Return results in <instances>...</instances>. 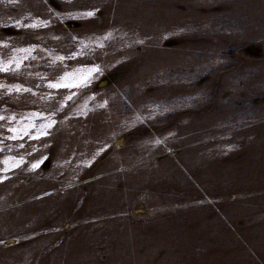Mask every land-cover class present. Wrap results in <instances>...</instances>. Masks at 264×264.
<instances>
[{"label": "rangeland", "instance_id": "obj_1", "mask_svg": "<svg viewBox=\"0 0 264 264\" xmlns=\"http://www.w3.org/2000/svg\"><path fill=\"white\" fill-rule=\"evenodd\" d=\"M0 65V264H264V0H0Z\"/></svg>", "mask_w": 264, "mask_h": 264}, {"label": "snow or ice", "instance_id": "obj_2", "mask_svg": "<svg viewBox=\"0 0 264 264\" xmlns=\"http://www.w3.org/2000/svg\"><path fill=\"white\" fill-rule=\"evenodd\" d=\"M85 15H87V16H92L93 15V13L92 12H88V13H86ZM32 27H36V25H32ZM5 47H6V45H4ZM58 59H62V58H58ZM13 61H9V64H11ZM19 66H20V64H19V62H16V67L17 68H19ZM0 71H8V66L7 65H0ZM63 86H66V85H62V84H50L49 85V87H52V88H58V87H63ZM17 92H20L21 91V89L20 88H16L15 89ZM9 91H11V89H9ZM25 91H29V90H27V89H25ZM0 119H4V117H2V116H0ZM27 119V118H26ZM49 127L51 126V125H48ZM8 131H10V132H13V133H16L17 131H18V129H15V128H10V129H8ZM25 135H27L28 133L25 131V133H24ZM46 133H44V132H41V135H45ZM13 138H23V137H13ZM32 138H34V139H38L39 137H32ZM22 146V145H21ZM0 163H3L4 165H8V160L7 159H5L4 161H0ZM16 166H18V165H16V164H13L12 165V167H16ZM38 165H36V164H33L32 165V167L33 168H35V167H37Z\"/></svg>", "mask_w": 264, "mask_h": 264}]
</instances>
